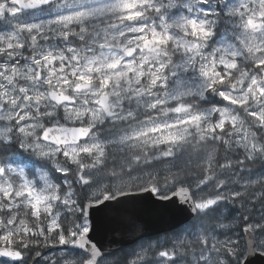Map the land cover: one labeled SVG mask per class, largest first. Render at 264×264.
<instances>
[{
    "label": "snow or ice",
    "instance_id": "6c2138e0",
    "mask_svg": "<svg viewBox=\"0 0 264 264\" xmlns=\"http://www.w3.org/2000/svg\"><path fill=\"white\" fill-rule=\"evenodd\" d=\"M136 199L184 216L121 256L96 217ZM253 258L264 0H0V264Z\"/></svg>",
    "mask_w": 264,
    "mask_h": 264
},
{
    "label": "water",
    "instance_id": "95a60500",
    "mask_svg": "<svg viewBox=\"0 0 264 264\" xmlns=\"http://www.w3.org/2000/svg\"><path fill=\"white\" fill-rule=\"evenodd\" d=\"M183 216L178 207L162 210L151 199H136L110 210L107 215L97 216L94 239L115 253L144 239L166 233L165 230ZM253 259L254 264H264L260 258Z\"/></svg>",
    "mask_w": 264,
    "mask_h": 264
},
{
    "label": "trees",
    "instance_id": "16d2710c",
    "mask_svg": "<svg viewBox=\"0 0 264 264\" xmlns=\"http://www.w3.org/2000/svg\"><path fill=\"white\" fill-rule=\"evenodd\" d=\"M166 235H167V233H164V234H162V235H159V236L154 237V238H151V239H152L153 241H155V240L158 238L159 240L163 241ZM147 242H148V239L143 240V241H140V242H138V243H136V244H134V245H132V246H129V247L123 248V249H121V250H119V251H117V252H119L120 255L122 256L124 253L131 252V251L133 250V248H138L139 245H140L141 243H147Z\"/></svg>",
    "mask_w": 264,
    "mask_h": 264
},
{
    "label": "rangeland",
    "instance_id": "374dc122",
    "mask_svg": "<svg viewBox=\"0 0 264 264\" xmlns=\"http://www.w3.org/2000/svg\"><path fill=\"white\" fill-rule=\"evenodd\" d=\"M45 251H47V250H45Z\"/></svg>",
    "mask_w": 264,
    "mask_h": 264
}]
</instances>
